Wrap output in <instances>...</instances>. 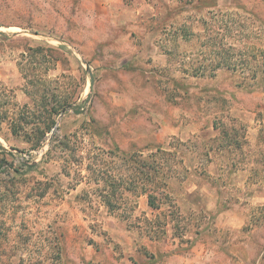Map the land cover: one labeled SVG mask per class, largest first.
Returning <instances> with one entry per match:
<instances>
[{
  "label": "rangeland",
  "instance_id": "374dc122",
  "mask_svg": "<svg viewBox=\"0 0 264 264\" xmlns=\"http://www.w3.org/2000/svg\"><path fill=\"white\" fill-rule=\"evenodd\" d=\"M262 51L264 0H0V116L33 106L21 64L74 102L42 148L2 126L0 264H264ZM113 153L161 166L159 209L102 204Z\"/></svg>",
  "mask_w": 264,
  "mask_h": 264
},
{
  "label": "trees",
  "instance_id": "16d2710c",
  "mask_svg": "<svg viewBox=\"0 0 264 264\" xmlns=\"http://www.w3.org/2000/svg\"><path fill=\"white\" fill-rule=\"evenodd\" d=\"M48 51L54 52L55 49L48 48ZM44 51L43 47H29L22 55L26 57V53L35 55ZM27 54V55H28ZM52 60L57 62L58 58ZM253 56H246L244 63H249L250 58ZM261 63L263 66L254 70L252 77H261L264 87V52L260 54ZM233 56H229L225 60L218 61L213 68V73L218 68L224 65H231ZM224 61V62H223ZM54 62V63H55ZM21 68L25 73V78L28 80L26 92L32 100L33 106L25 104L18 113H14L9 116V109H6L5 115L0 116V132L2 131L3 124L7 122L12 134L16 137L22 138L24 141L31 144L33 148H42L48 139V134L54 129L56 125V117L70 107L74 102L69 96H61L60 99L53 100L52 96H55V90H51L47 85L50 84V80L47 78V73L37 75L34 71L33 64L24 65ZM47 70V69H46ZM49 70V69H48ZM195 74H199L196 71ZM46 75V76H45ZM55 137V136H54ZM52 138L50 142V148L55 147V143L58 146L64 148L65 143L63 140H56ZM55 142V143H54ZM50 152V151H49ZM163 153L161 149L157 150V153L152 156H157L159 153ZM110 158L115 160L121 159L124 163L128 164V172L118 171L117 165L103 163V160L94 159L87 166V171L90 174L91 179L97 185L96 194L100 197L102 204L108 209L109 212H122L125 217L129 218L131 212L135 210L136 201L130 200V195L137 196L139 193L146 194L148 196L149 205L153 209H159V199L162 195H165V189L168 186L167 180L160 172L161 166L159 165H147V171L140 170V161L135 158V155L121 156L118 153H113ZM104 159V158H103ZM7 161V160H6ZM1 171V164H0ZM131 203V204H130Z\"/></svg>",
  "mask_w": 264,
  "mask_h": 264
},
{
  "label": "water",
  "instance_id": "95a60500",
  "mask_svg": "<svg viewBox=\"0 0 264 264\" xmlns=\"http://www.w3.org/2000/svg\"><path fill=\"white\" fill-rule=\"evenodd\" d=\"M92 76V75H91ZM92 81H93V76H92ZM56 128L53 130V133L55 132Z\"/></svg>",
  "mask_w": 264,
  "mask_h": 264
}]
</instances>
